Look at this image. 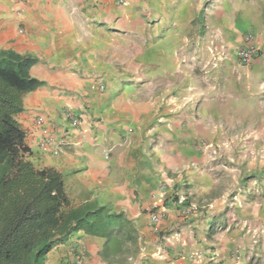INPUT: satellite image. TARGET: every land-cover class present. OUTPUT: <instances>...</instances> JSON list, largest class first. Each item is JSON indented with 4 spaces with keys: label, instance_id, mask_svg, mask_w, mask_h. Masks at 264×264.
Instances as JSON below:
<instances>
[{
    "label": "crops",
    "instance_id": "0c3cea01",
    "mask_svg": "<svg viewBox=\"0 0 264 264\" xmlns=\"http://www.w3.org/2000/svg\"><path fill=\"white\" fill-rule=\"evenodd\" d=\"M175 1L0 0V49L36 57L38 61L29 73L43 82L24 96L23 110L16 116L32 151L30 159L37 166L55 168L65 177L73 203L106 206L111 211L124 212L134 222L140 234V251L123 264H213L215 258L207 254L205 243L193 230V221L179 217L178 208L167 199L172 181L169 169L178 173L176 181L200 174L184 170L183 157L176 154V138L181 133L176 126L185 118L177 110L171 113L178 104L168 102V94H178L172 96L179 98L187 91L184 69L173 64L175 54L171 50L183 44V30L200 11V3L191 6L183 0ZM145 13H159L157 22L165 30L160 40H152L147 23L144 40L133 38ZM126 38L132 42L121 48L120 40ZM257 42L264 47V40ZM153 46L159 47V67L150 66L143 74L126 69L128 72H120L122 52L136 58L143 53L151 61ZM251 63L260 66L261 61L256 58ZM259 72L255 69L252 77L255 79ZM98 77L106 78L103 93L91 89ZM140 77L145 81L142 86L128 83V79ZM222 77L224 85H228L226 77L230 75ZM145 90L153 93L150 99L136 95ZM219 100L215 102L220 108L230 105ZM198 106V101L193 102V109ZM65 109L82 114L87 132L84 140L64 121ZM38 114L46 117L57 138L67 140L58 155L38 148L40 130L34 125ZM168 139H173L170 144ZM153 211L164 214L156 235L149 224ZM251 211L239 218L236 226L240 251L254 250L259 256L261 252L264 259V233L260 232L264 229V207ZM176 225H180L178 232ZM104 240L75 232L47 254L46 264H72L74 254L82 249L85 264H107L99 254ZM216 251L223 252L224 248ZM179 253L201 254V259L183 261L178 259Z\"/></svg>",
    "mask_w": 264,
    "mask_h": 264
},
{
    "label": "rangeland",
    "instance_id": "374dc122",
    "mask_svg": "<svg viewBox=\"0 0 264 264\" xmlns=\"http://www.w3.org/2000/svg\"><path fill=\"white\" fill-rule=\"evenodd\" d=\"M183 2L191 6L200 3V11L183 30V44L175 45L171 50L175 54L173 64L184 69L187 91L180 94L181 98L172 96L178 94H168V102L178 104L171 113L177 110L185 118L176 126L181 130L176 138V154L183 157L184 170L200 174L176 181L178 173L169 169L172 181H169L171 195L167 199L173 201L178 196L184 197L182 206L189 210L184 218L193 221V230L198 231L196 235L199 234L200 241L205 243L207 254L215 257L214 262L211 261L213 264L225 261L232 264H262L264 259L261 252L259 256L254 250L240 251L237 223L239 218H245L254 208L264 207V51L252 60L259 58L260 66H256V63L241 64L238 51L247 33H252L256 42L264 40V0ZM158 16L159 13L151 16L143 14V19L137 23L136 35L132 37L144 40L146 32L143 28L147 23L152 40H160L165 30L158 24ZM139 25H143L142 29H138ZM226 40L241 41L228 43ZM120 41L121 48H127L132 42L127 38ZM122 53L118 68L123 73L128 72L126 69L143 74L150 66L159 67L161 61L158 46H153L151 61L143 53L137 58L128 52ZM255 69L260 72L254 79L252 74ZM223 74L230 75L226 77L228 85L223 83ZM128 80L129 84L139 86L145 83L143 77ZM98 83L104 85L103 91L99 90ZM106 85V78L98 77L93 80L91 89L103 93ZM136 95L150 99L153 93L145 90ZM216 98L227 101L230 107H218ZM195 101L199 102V106L193 109ZM188 117L194 118L187 121ZM170 140L173 139H168L169 144ZM177 184L178 188L175 187ZM180 209L178 207V215L183 217ZM179 226L174 228L177 232ZM151 231L155 235L158 232ZM260 232L264 233V229ZM229 246L230 249H227ZM221 248H224L223 252L216 251ZM190 254L179 253L178 259L190 262L201 259V254L199 257Z\"/></svg>",
    "mask_w": 264,
    "mask_h": 264
},
{
    "label": "trees",
    "instance_id": "16d2710c",
    "mask_svg": "<svg viewBox=\"0 0 264 264\" xmlns=\"http://www.w3.org/2000/svg\"><path fill=\"white\" fill-rule=\"evenodd\" d=\"M37 61L0 49V264H46L47 254L78 231L105 238L101 259L123 264L140 251L134 222L106 206L73 203L65 177L30 159L16 116L24 96L43 83L29 73Z\"/></svg>",
    "mask_w": 264,
    "mask_h": 264
},
{
    "label": "built area",
    "instance_id": "2783aa9c",
    "mask_svg": "<svg viewBox=\"0 0 264 264\" xmlns=\"http://www.w3.org/2000/svg\"><path fill=\"white\" fill-rule=\"evenodd\" d=\"M124 0H119V3H123ZM264 51V48H261L256 40H254V36L252 33H247L244 36L243 45L240 47L238 51V59L241 64L250 63L255 57H257L261 52ZM99 90H104V85L102 83H98ZM62 117L66 123H68L69 127L72 131L76 132L80 139L84 140L86 138L87 132L83 128L82 114H79L71 109H65L63 111ZM49 121L43 114H38L34 118V125L37 129L40 130V140L38 142V148L44 153H50L52 155H58L67 145V140L65 138H57L53 132L49 128ZM175 207L182 208L180 209L181 215L187 216L188 209L182 206L184 203V197L178 196L172 201ZM163 212L153 211L149 215V223L151 228L157 232L158 226L162 222ZM195 255V254H194ZM85 253L82 249L77 252L74 256L72 264H85Z\"/></svg>",
    "mask_w": 264,
    "mask_h": 264
}]
</instances>
